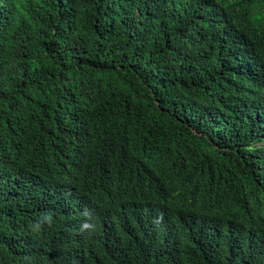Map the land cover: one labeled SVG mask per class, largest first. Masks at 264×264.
I'll return each mask as SVG.
<instances>
[{
    "label": "trees",
    "instance_id": "obj_1",
    "mask_svg": "<svg viewBox=\"0 0 264 264\" xmlns=\"http://www.w3.org/2000/svg\"><path fill=\"white\" fill-rule=\"evenodd\" d=\"M264 0H0V264H264Z\"/></svg>",
    "mask_w": 264,
    "mask_h": 264
},
{
    "label": "rangeland",
    "instance_id": "obj_2",
    "mask_svg": "<svg viewBox=\"0 0 264 264\" xmlns=\"http://www.w3.org/2000/svg\"><path fill=\"white\" fill-rule=\"evenodd\" d=\"M263 144H264V142H263Z\"/></svg>",
    "mask_w": 264,
    "mask_h": 264
}]
</instances>
